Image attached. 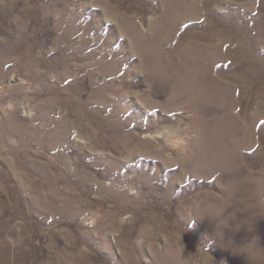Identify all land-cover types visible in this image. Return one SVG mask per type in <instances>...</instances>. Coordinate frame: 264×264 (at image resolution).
<instances>
[{
    "label": "rangeland",
    "instance_id": "rangeland-1",
    "mask_svg": "<svg viewBox=\"0 0 264 264\" xmlns=\"http://www.w3.org/2000/svg\"><path fill=\"white\" fill-rule=\"evenodd\" d=\"M0 264H264V0H0Z\"/></svg>",
    "mask_w": 264,
    "mask_h": 264
}]
</instances>
